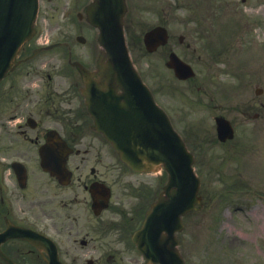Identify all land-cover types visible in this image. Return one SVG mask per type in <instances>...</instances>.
<instances>
[{"label":"flooded vegetation","instance_id":"af4514ba","mask_svg":"<svg viewBox=\"0 0 264 264\" xmlns=\"http://www.w3.org/2000/svg\"><path fill=\"white\" fill-rule=\"evenodd\" d=\"M93 31L83 51L80 31L53 40L37 30L0 81V264H144L131 233L165 175L127 168L94 129L73 64L97 71Z\"/></svg>","mask_w":264,"mask_h":264},{"label":"rangeland","instance_id":"374dc122","mask_svg":"<svg viewBox=\"0 0 264 264\" xmlns=\"http://www.w3.org/2000/svg\"><path fill=\"white\" fill-rule=\"evenodd\" d=\"M85 1L42 0L39 20L43 30L49 27L48 22L62 28L55 23L62 11L70 13L72 22L74 12ZM128 3L126 32L135 64L155 90L156 99L168 108L172 106L175 126L196 150L202 202L196 212L183 219L185 263L264 264V0ZM160 21L172 27L173 33L194 39L196 48L198 43L206 48L207 52L200 47L196 51L177 47L192 60L194 80L174 79L160 60L163 51L148 54L144 50L140 41L143 32ZM210 24L216 26L213 35L218 34L213 37L221 45L206 41ZM222 24L226 25L225 35L219 38ZM239 24L245 35L234 34ZM163 82L170 87L164 96L158 91ZM256 87H261L262 93H255ZM217 114L228 117L236 127L232 141L217 140L213 120ZM245 188L251 191L245 192ZM216 254L220 260L214 258Z\"/></svg>","mask_w":264,"mask_h":264},{"label":"water","instance_id":"95a60500","mask_svg":"<svg viewBox=\"0 0 264 264\" xmlns=\"http://www.w3.org/2000/svg\"><path fill=\"white\" fill-rule=\"evenodd\" d=\"M36 9L37 0H0V77L11 66L20 44L30 36ZM125 10V0H93L87 6L88 20L99 28V40L105 47L106 73L112 84L122 87L123 93H113L111 86L109 93L93 85L91 90L102 101L103 108L109 110L107 114L115 118L114 131L105 130L122 159L133 168L162 164L169 173L164 195L148 213L143 227L133 236L134 241L149 260L184 264L176 252L173 232L182 228L180 215L198 201L199 180L191 166L190 152L127 56L122 26ZM164 34L160 26L147 31L144 35L147 49L152 50L162 42ZM178 65L184 69L183 64ZM216 121L218 136L223 139L230 133L229 123L222 117ZM162 231L166 232L163 239Z\"/></svg>","mask_w":264,"mask_h":264}]
</instances>
